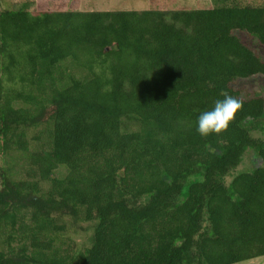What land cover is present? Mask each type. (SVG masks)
<instances>
[{
	"label": "trees",
	"instance_id": "1",
	"mask_svg": "<svg viewBox=\"0 0 264 264\" xmlns=\"http://www.w3.org/2000/svg\"><path fill=\"white\" fill-rule=\"evenodd\" d=\"M211 1L1 10L0 264L264 259V167L225 181L248 149L264 162V96L236 86L264 77L247 42L264 48V0ZM223 92L243 109L202 137ZM80 223L76 251L65 238Z\"/></svg>",
	"mask_w": 264,
	"mask_h": 264
},
{
	"label": "rangeland",
	"instance_id": "2",
	"mask_svg": "<svg viewBox=\"0 0 264 264\" xmlns=\"http://www.w3.org/2000/svg\"><path fill=\"white\" fill-rule=\"evenodd\" d=\"M6 1V3H4ZM13 2V9L29 10L30 12L39 11H69L75 10L80 12H118V11H174V10H195V9H209L213 7L211 0H0V12L3 8L9 5V2ZM247 42L253 48H255L259 54L264 58V48L258 46L252 39H248ZM1 63V60H0ZM237 87H243L249 91H254L264 96V77H256L252 79L238 80ZM245 97V96H244ZM253 137L264 139V130L258 129L252 132ZM255 155L254 150L248 149V158H244L241 164L230 172L225 181L228 186L231 185L233 179L238 175L251 172L257 168L264 167V162L260 159H254L251 162V157ZM259 161V164L257 163ZM4 167V161L0 157V172ZM1 187V177H0ZM80 228V229H79ZM86 231L89 229V225L80 223L78 227L73 228L72 234L66 236L67 244H71L76 251L81 244L84 243ZM90 233V232H89ZM67 248V247H65ZM245 264H264V259L254 262H247Z\"/></svg>",
	"mask_w": 264,
	"mask_h": 264
},
{
	"label": "clouds",
	"instance_id": "3",
	"mask_svg": "<svg viewBox=\"0 0 264 264\" xmlns=\"http://www.w3.org/2000/svg\"><path fill=\"white\" fill-rule=\"evenodd\" d=\"M223 99H218L211 110L203 111L198 116L197 132L202 137L210 134L219 135L227 131L236 115L243 109L244 101L227 92L221 93ZM259 164V161H257Z\"/></svg>",
	"mask_w": 264,
	"mask_h": 264
}]
</instances>
